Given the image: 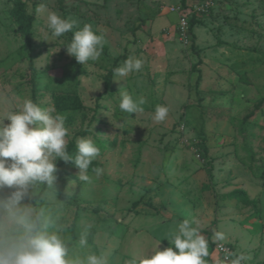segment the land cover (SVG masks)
<instances>
[{
  "label": "rangeland",
  "instance_id": "1",
  "mask_svg": "<svg viewBox=\"0 0 264 264\" xmlns=\"http://www.w3.org/2000/svg\"><path fill=\"white\" fill-rule=\"evenodd\" d=\"M181 1L0 0V117L31 99L65 115L70 158L78 138L100 148L88 181L62 161L53 187L34 182L15 206L7 205L15 189H0V252L39 217L72 257L128 264L159 242L169 247L177 224L195 218L205 264L217 261L218 244L264 264V0ZM48 11L76 27L46 36ZM85 23L105 43L81 65L64 47ZM129 57L142 69L112 73L105 89L113 64ZM121 93L143 98V110L121 111ZM157 105L169 109L164 121L152 118Z\"/></svg>",
  "mask_w": 264,
  "mask_h": 264
},
{
  "label": "clouds",
  "instance_id": "2",
  "mask_svg": "<svg viewBox=\"0 0 264 264\" xmlns=\"http://www.w3.org/2000/svg\"><path fill=\"white\" fill-rule=\"evenodd\" d=\"M46 25V36L50 32L52 37L59 38L72 32L77 21L62 18L56 11H48ZM104 43V36L96 34L92 26L85 23L73 32L70 42L64 48L78 64L84 65L101 57ZM143 63L142 59L129 57L121 66L113 69L114 76L125 77L140 71ZM144 103L143 98L134 101L129 94L121 93L119 108L134 114L143 110L141 105ZM168 111L166 106L157 105L153 120L164 121ZM65 121V115L54 113L51 108H42L27 98L14 111H8L0 117V189H15L7 200L9 207L20 202L27 194L29 185L34 182L53 187L58 179L57 161H71L79 170L78 177L84 181L89 180L87 170L99 156L100 148L91 138L81 137L76 140L75 157L70 158ZM94 171L97 176L103 173L101 168ZM199 223L195 218L179 222L176 231L166 239L169 247L160 250L159 242L150 254L138 262L132 260L128 264H205L207 241L200 233ZM47 229V225L43 229L39 227L37 217L28 225L18 243L0 252V264H107L105 256L94 253L83 259L72 257V246L59 234V230ZM214 238L222 240L224 237L222 233L216 232ZM78 243L81 248L87 246L86 233L80 235ZM232 264H239V260H233Z\"/></svg>",
  "mask_w": 264,
  "mask_h": 264
},
{
  "label": "built area",
  "instance_id": "3",
  "mask_svg": "<svg viewBox=\"0 0 264 264\" xmlns=\"http://www.w3.org/2000/svg\"><path fill=\"white\" fill-rule=\"evenodd\" d=\"M215 253L218 258L214 264H232L233 260H239V264H248L246 261L239 259L228 245L218 244L215 247Z\"/></svg>",
  "mask_w": 264,
  "mask_h": 264
},
{
  "label": "trees",
  "instance_id": "4",
  "mask_svg": "<svg viewBox=\"0 0 264 264\" xmlns=\"http://www.w3.org/2000/svg\"><path fill=\"white\" fill-rule=\"evenodd\" d=\"M181 2L183 3L184 0H182ZM32 20H33L32 17H30V16H27V17H26L27 26H29V25L31 24ZM193 27H194V23H193V22L189 23L188 26H187V28H188V30H189L190 32H192ZM114 68H115V64H113V66L111 67L110 72H109V76L107 77V79H106V81H105V89H107V88L109 87L110 83H111V78H110V77H111V74L113 73V69H114ZM199 79H200V77H198L197 80H199ZM71 146H72V145L67 146V151H68V154H69V155H70V153H71V149H70V148H72ZM61 162H62V161H57V166L60 165ZM136 204H137V203H135L134 205H136ZM149 206H150V205H149Z\"/></svg>",
  "mask_w": 264,
  "mask_h": 264
}]
</instances>
